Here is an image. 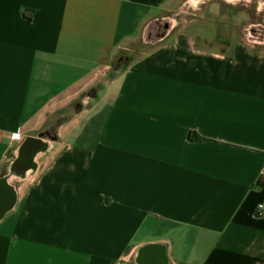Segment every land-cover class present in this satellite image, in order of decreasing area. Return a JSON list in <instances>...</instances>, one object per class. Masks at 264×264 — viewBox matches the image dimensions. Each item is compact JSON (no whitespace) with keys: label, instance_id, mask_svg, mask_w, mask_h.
Wrapping results in <instances>:
<instances>
[{"label":"crops","instance_id":"obj_1","mask_svg":"<svg viewBox=\"0 0 264 264\" xmlns=\"http://www.w3.org/2000/svg\"><path fill=\"white\" fill-rule=\"evenodd\" d=\"M183 6L0 0V264H264V47L241 39L250 14L193 24ZM89 86L29 178L4 182Z\"/></svg>","mask_w":264,"mask_h":264},{"label":"rangeland","instance_id":"obj_2","mask_svg":"<svg viewBox=\"0 0 264 264\" xmlns=\"http://www.w3.org/2000/svg\"><path fill=\"white\" fill-rule=\"evenodd\" d=\"M220 8L224 10L233 9L234 13H239V15L250 14V17L244 20V26L241 27V36H245V40L251 41L255 39L257 41H262L261 44L251 43L256 47H264V0H238L235 3H228L226 0H184V6L181 8L179 16L176 18H183L188 23L193 24H204L212 23L217 24L216 20L212 18L213 21H208L205 17L206 11L219 10ZM242 9L246 12H242ZM213 16L217 15L218 12L212 13ZM243 24V23H242ZM241 25V23H240ZM239 25V26H240ZM126 51L119 52L116 59L113 60L111 64V69L109 70L110 75H115L118 71L126 66V58L124 54ZM92 92L94 88L92 86L87 87L86 90H78L71 97L68 98L66 104L61 105L57 111H52L44 118L42 127L36 132L34 138L35 142H40V148L47 149L51 143L60 138L61 129L60 126L66 123L68 120L74 118L75 115L82 112L91 103ZM24 140L19 141L21 144ZM33 142V141H31ZM19 145L20 149L15 155L9 157V161L4 171L6 178L4 182L9 185H16L23 180H27V173L32 167V161L36 155L34 152V145L24 147ZM23 146V147H22ZM39 152V151H38Z\"/></svg>","mask_w":264,"mask_h":264},{"label":"bare ground","instance_id":"obj_3","mask_svg":"<svg viewBox=\"0 0 264 264\" xmlns=\"http://www.w3.org/2000/svg\"><path fill=\"white\" fill-rule=\"evenodd\" d=\"M226 1L231 2V3H235V2H236L235 0H226ZM33 144H34L33 142H28V143H27V146H32ZM44 150H45V149L41 148V149L39 150V152H37V154L35 155V157H34V159H33L32 167H31V169H30V170L28 171V173H27V177L30 176V175L32 174L33 169H34V167L36 166V164H35V159H37L38 156L41 155V154L44 152Z\"/></svg>","mask_w":264,"mask_h":264},{"label":"flooded vegetation","instance_id":"obj_4","mask_svg":"<svg viewBox=\"0 0 264 264\" xmlns=\"http://www.w3.org/2000/svg\"><path fill=\"white\" fill-rule=\"evenodd\" d=\"M235 1H238V0H235ZM228 3H231V2H228ZM231 4H233V3H231ZM241 39L244 40V41H247V42L258 44V45L262 43V41H257L255 39H252L251 41L245 40V36H243V35L241 36ZM25 147H27V144H25ZM32 164H33V161H32Z\"/></svg>","mask_w":264,"mask_h":264},{"label":"trees","instance_id":"obj_5","mask_svg":"<svg viewBox=\"0 0 264 264\" xmlns=\"http://www.w3.org/2000/svg\"><path fill=\"white\" fill-rule=\"evenodd\" d=\"M190 140H199L201 141L202 139L195 133L190 134Z\"/></svg>","mask_w":264,"mask_h":264},{"label":"built area","instance_id":"obj_6","mask_svg":"<svg viewBox=\"0 0 264 264\" xmlns=\"http://www.w3.org/2000/svg\"><path fill=\"white\" fill-rule=\"evenodd\" d=\"M14 139L19 141V140H20V135H19V134L15 135V136H14ZM263 208H264V205H260V206H259V209L262 210Z\"/></svg>","mask_w":264,"mask_h":264}]
</instances>
